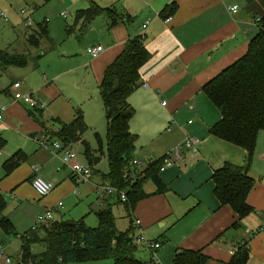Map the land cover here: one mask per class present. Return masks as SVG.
I'll list each match as a JSON object with an SVG mask.
<instances>
[{
    "label": "crops",
    "instance_id": "1",
    "mask_svg": "<svg viewBox=\"0 0 264 264\" xmlns=\"http://www.w3.org/2000/svg\"><path fill=\"white\" fill-rule=\"evenodd\" d=\"M173 2L177 9L165 19L161 12ZM233 5L239 7L236 13L229 10ZM120 6L111 7L117 22L112 24L106 18V38L97 44L104 50L98 58L90 56V67L101 79L127 40L143 36L152 56L140 70L143 84L128 99L134 110L130 129L138 136L135 158H160L186 136L199 140L197 151L184 149L181 161L159 173L164 190L158 191L152 180L144 183L146 195L137 201L130 216L141 220L140 229L148 239L161 243L157 255L162 264H173L180 249L201 250L208 257L206 264H230L231 251L238 245H245L248 250L246 264H264V130L257 136L250 162L254 185L247 201L253 211L239 219L230 206L222 205L216 197L212 176L226 162L244 165L246 151L209 132L222 116L203 90L205 84L247 52L250 40L259 31L257 18L264 19V0H122ZM6 90L10 99L0 101V107H5L0 136L13 122H22L20 128L31 137L46 131L44 123L36 124L23 114V108L30 107L14 100L10 88ZM37 110L43 114V109ZM39 149L30 154L20 151V164L10 173L4 169L0 193H6L11 200L8 204L2 194L6 202L2 216L11 222L13 232L6 233L0 226V243L10 235L19 237L20 212L34 208L38 215L54 208L56 218L61 215L63 200H70L77 192L70 167L64 163L63 166L60 156L52 150L44 149L50 153L45 160ZM36 176L54 183L48 195L40 197L32 187ZM102 182L105 184L104 179ZM114 202L119 203L110 196L103 204H111L112 208ZM36 213L30 220L26 215L29 224ZM128 214L127 211L131 223ZM137 245L146 256L145 260L139 258L150 260L152 251L143 244Z\"/></svg>",
    "mask_w": 264,
    "mask_h": 264
},
{
    "label": "trees",
    "instance_id": "2",
    "mask_svg": "<svg viewBox=\"0 0 264 264\" xmlns=\"http://www.w3.org/2000/svg\"><path fill=\"white\" fill-rule=\"evenodd\" d=\"M176 9L173 2L162 10L161 15L167 19ZM112 11L113 8L102 7L92 1L89 7L77 10L75 23L67 27V33L72 34L75 27L79 26L80 31H84L96 17L103 14L115 24L117 20L111 15ZM127 19L132 20L129 15ZM46 33V25H40V30L30 34L28 40L32 45L39 46ZM151 56L143 36L128 39L123 51L107 65L99 84L107 120L106 154L109 162V172L103 176V185L125 191L126 201L115 198L125 205L129 217L137 201L146 195L143 190L146 181H154L158 191L165 189L158 176L162 157L148 163L142 171L132 165L138 136L130 129L134 110L128 99L143 84L140 70ZM1 63L24 67L28 64V59L25 54H9L0 49V66ZM203 90L222 116L220 121L209 128V132L246 151L244 165L226 162L212 176L214 193L220 203L230 206L241 219L253 211L247 201L254 185V179L249 173L250 162L257 136L264 130V19L259 21V31L250 40L247 52L205 84ZM5 92L9 94L8 90ZM54 120L60 126L51 133L65 144L81 142L92 169L101 158L97 149L84 139L89 126L83 109L76 108L71 122H62L57 118ZM95 134L102 144L100 134ZM5 144V139L0 136V149ZM20 153L4 162L6 173L20 164ZM5 205V199L0 193V226L6 233H10L13 232L12 224L7 217L2 216ZM96 217L97 227L88 226L84 219H69L55 220L42 226L39 232H30L29 229L24 233H30V240L28 244H22L21 252L24 255L21 264L75 263L101 259H112V264H146L136 255L138 245L134 242L135 227L132 217L129 228L124 231H119L116 226L111 204L96 211ZM31 245H42V248L36 254H30ZM248 257L246 246H240L230 264H246ZM207 260L208 257L201 250L180 249L174 256L173 264H206Z\"/></svg>",
    "mask_w": 264,
    "mask_h": 264
},
{
    "label": "rangeland",
    "instance_id": "3",
    "mask_svg": "<svg viewBox=\"0 0 264 264\" xmlns=\"http://www.w3.org/2000/svg\"><path fill=\"white\" fill-rule=\"evenodd\" d=\"M92 1L102 7L114 5L121 7L122 3V0H0V14H3L0 15V49L9 54H25L28 59V64L24 67L1 63L0 101L4 98L10 99L4 90L10 88L14 92L12 84L16 81L21 83L23 93L34 92L35 99L45 104L43 114L41 115L40 110L26 106L22 107L23 114L33 119L36 124L44 123L46 131H40L37 135L44 136L48 133L51 135L50 141L58 140L51 133L56 131L60 125L54 118L62 122H70L74 119L76 108L83 109L85 120L89 126L84 138L90 142L93 148L97 149L101 159L95 166H92L93 173L90 182L77 181L76 194H73L70 200H63L64 206L59 208L62 216L59 214L56 219H84L88 226L97 227L96 211L108 206L103 204L100 194L103 186L102 178L109 172L106 154L107 120L99 89L100 78H97L90 67L92 59L87 49L97 45L98 41H104L107 27L106 18L109 17L98 16L84 31H80L79 26L75 27L72 34L67 33V27L75 23L77 10L89 7ZM28 17L31 18L30 24H26ZM40 25H46L47 33L41 38L40 45L34 46L28 38L30 34L40 30ZM20 125L23 127L24 124L13 122L8 130L2 133L6 144L0 149V182L4 179L2 178L5 173L4 162L7 159L22 150L30 154L31 151L39 149L30 133L25 132L24 128L22 130ZM96 132L100 134L102 144L97 140ZM140 144L141 142H138V148ZM71 146L77 152L79 163L85 166L89 165L82 143L76 142ZM39 150L40 156H43L45 160L50 158V153L47 150ZM51 155L53 154L51 153ZM141 157L139 168L143 170L149 162L144 160L143 156ZM69 167L67 166V168ZM147 184L149 185V183ZM97 185L101 186L97 187ZM2 194L6 195L8 203L11 198H8L4 192ZM115 203L112 209L116 217V225L119 231H124L129 228L130 220L124 204ZM35 213L34 208L19 213L20 226H17V233L22 234L31 228L37 219V213L33 221L31 220L32 224H29L25 217L29 216L30 220V216ZM24 228L26 229L19 232ZM2 239L3 242L0 243V246L15 261L20 256L23 241L15 235ZM30 247L32 251L38 252L42 245H31ZM30 247V254H36V252H31ZM137 256L143 260L146 259L140 248L137 251ZM112 263L113 261L110 259H101L56 264ZM1 264L4 262L2 261Z\"/></svg>",
    "mask_w": 264,
    "mask_h": 264
},
{
    "label": "built area",
    "instance_id": "4",
    "mask_svg": "<svg viewBox=\"0 0 264 264\" xmlns=\"http://www.w3.org/2000/svg\"><path fill=\"white\" fill-rule=\"evenodd\" d=\"M238 5H233L229 7V10L232 13H236L238 11ZM25 12V11H23ZM0 15H3L2 13ZM64 15V13H62ZM258 21H260V18H257ZM31 23V18L28 17L26 24ZM148 23V22H147ZM147 23L143 25V27L147 26ZM104 50L103 46L97 45L89 47L87 52L92 58H98L101 52ZM12 87L14 89L13 92V98L16 101H21L25 104H27L32 109H43L45 107V104L41 101L35 99L33 93H23L21 91V83L16 81L12 84ZM160 94V93H159ZM163 104H166V102H163ZM5 107H0V125L3 123V116H4ZM191 122V121H190ZM35 143L41 148L52 150L57 155L60 156L62 162L70 166L73 174L74 179L77 183V181L82 182H90L91 175L93 173V170L89 165L85 166L77 160V152L73 149V147L70 144H65L60 139L55 141H50L51 135L45 134L44 136H38L33 135L31 137ZM199 140L198 138H193L186 136L184 141L180 144H178L172 151L168 152L164 156H162V164L160 167V171H164L167 168L174 165L176 162L181 161L183 159V150L184 149H191L193 151H197V144ZM155 159H149L148 162L151 163ZM140 160L135 158L132 161V165L138 168V170L142 171L140 166ZM36 167H34L35 169ZM32 187L36 191V193L40 197H44L48 195L53 189H54V183L47 181L41 176H36L32 182ZM100 194L102 196V201L106 200L110 196H115L120 198L123 201L127 200L126 193L123 190H120L116 187H113L111 185H103ZM58 206H62V202H59ZM56 220L55 218V210L54 208L45 210L43 213H40L37 215L36 221L33 223V225L30 228V232H39L44 225H49L51 222H54ZM134 227H135V235H134V242L136 244H143L147 248H149L152 251V256L150 260L146 262V264H162L158 258L157 250L161 247V243L159 241H153L148 239L143 231L140 229L141 227V220L135 219L134 220ZM30 233L28 234H19V237L23 241V243H27L30 240L29 238ZM241 245L236 246L231 253L235 255L238 252V249ZM31 249V248H30ZM32 253H35L36 251H32ZM37 253V252H36ZM23 252L20 253V256L17 257V259L14 261L11 256L7 255L6 251L2 246H0V264L3 261L4 264H21L23 261ZM29 264H35L34 262H30Z\"/></svg>",
    "mask_w": 264,
    "mask_h": 264
}]
</instances>
